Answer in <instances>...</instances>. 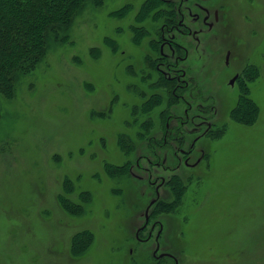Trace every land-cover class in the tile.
Wrapping results in <instances>:
<instances>
[{"label":"rangeland","instance_id":"obj_1","mask_svg":"<svg viewBox=\"0 0 264 264\" xmlns=\"http://www.w3.org/2000/svg\"><path fill=\"white\" fill-rule=\"evenodd\" d=\"M146 1L153 7L140 21ZM123 8L122 17L111 15ZM173 19L189 30L170 33L187 51L179 69L194 77L214 115L199 111L209 123L194 119V129H182L184 146L197 138L206 160L174 170L172 149L160 147V162L172 169L165 173L151 148L162 145L166 117L185 110L182 102L167 104L170 87L154 85L161 29ZM67 35L49 42L10 98L0 97V264H158L157 228L147 244L136 240L158 174L165 182L140 239L160 223L159 253L178 264H264V0L86 2ZM154 94L163 104L141 113ZM250 101L256 120L236 121L232 112L241 115ZM204 125L205 133L222 134L201 137Z\"/></svg>","mask_w":264,"mask_h":264},{"label":"trees","instance_id":"obj_2","mask_svg":"<svg viewBox=\"0 0 264 264\" xmlns=\"http://www.w3.org/2000/svg\"><path fill=\"white\" fill-rule=\"evenodd\" d=\"M86 2L98 5L101 0H0V97L10 98L14 94L18 80L33 72L46 57L49 42L61 43L68 38L67 32L75 16ZM152 7L153 4L146 1L136 18L141 21L148 15ZM125 10V8L120 9L111 15L122 17ZM133 32L134 39L138 40L142 32L137 28L133 29ZM106 41L111 44V40ZM159 78L154 82V85L172 89V82L166 80L161 74ZM177 102L178 100L170 93L167 104L171 106ZM162 104V95L154 94L145 100L138 110L147 114L158 109ZM247 105H249L247 111L240 112L241 115H238V111L235 110L232 112V117L236 114V121L250 125L256 120L258 110L251 101ZM164 113H160L161 119L164 118ZM144 127L147 129L145 125ZM208 134L207 137L217 138L222 134V131L220 129ZM172 138L174 135L168 139ZM175 140L179 145H182L186 139L181 136ZM120 141L122 149L131 148V145L126 143L123 137ZM105 167L109 173L114 168L112 165ZM177 186L174 193L179 198L183 189L179 185Z\"/></svg>","mask_w":264,"mask_h":264},{"label":"flooded vegetation","instance_id":"obj_3","mask_svg":"<svg viewBox=\"0 0 264 264\" xmlns=\"http://www.w3.org/2000/svg\"><path fill=\"white\" fill-rule=\"evenodd\" d=\"M180 9H181V7L179 6V9L176 12L177 16H179V14H180ZM207 19H208V16H206L202 20V23L204 25H207L208 28L211 29L212 25L211 24L208 25ZM214 20H215V22L217 21V14L216 13L214 15ZM183 26L184 25L182 24V21H180L179 19H178V21H175L173 19L169 24L165 25L161 29L160 57H158L159 62L157 64H155V66H154V71L156 73H158L159 75L161 74V76L164 77L166 80L172 82L173 87L171 89V94L174 96V98L177 99L179 103L182 102L185 105V110H184L182 115L172 114V115L167 116L168 122L165 123V132H164L163 136L161 137L162 145H160V146L158 145V146L151 148L152 153L155 155V157L157 159V162H155L156 168L159 167L160 170L165 172V173L166 172L172 173L171 172L172 169H170V166H166L164 164L165 163L164 161L160 162V156L158 155V152L155 151L156 149H160V147H163L166 150L172 149V152L169 153V156H171V159H170L171 162L170 163H171V166H173L172 168L174 170H178L181 165H183L186 169H194L204 159L206 160L207 155H206L205 151L201 148H195V144H196L195 142L197 141V138L194 139L192 143H190V144L187 143L188 147L184 146V144L186 143L185 141L183 142V145H179L177 143V146H175V147L174 146L171 147V146L167 145V142H170V144H171L170 140H172V139H168V138H170L172 134L174 135L173 139L177 138L176 135H178L180 137L183 136V130H182L183 127L189 126L192 129L193 126L188 125V124H190V122L193 123L194 119H202L200 117L199 111L201 113H204V112H206L205 110H207L210 113L208 118L210 116L214 115L212 113V111H209V109H208V107H209L211 110H213V105H210L208 107H204V100L201 99V93L203 94V92L201 90L196 89L195 85L192 84V78H194V77L188 76L186 69H179L182 66V62L186 61L187 51H186V48L182 47L179 43L173 42L174 39L170 33H181V34H183V32L189 33V30L186 28V26H184V28H183ZM165 36H167V37H165ZM164 44L168 45L167 46V50H168L167 54L164 53V47H165ZM158 54H159V52H158ZM228 58H229V53H227V55H226V66L228 65ZM163 60H165V61H163ZM158 64H160L163 67V69L159 70L158 69L159 66L156 67ZM158 79L159 78H157V80ZM233 79H234V83H235L238 79V75H236ZM229 85L233 86L230 83H229ZM202 97H205V99H208V96L202 95ZM170 118H173V120L176 123V125L173 126L172 128L168 125ZM201 121H203V122L200 126H202L203 123H209V121H205L203 119ZM193 125L195 126L194 123H193ZM204 127H205V130H203V134L201 137H205V134H208V133H205V132H207V125H204ZM165 154H167V153H165ZM164 157H165V155H164ZM193 159H194V162L190 163L191 160H193ZM163 160H164V158H163ZM136 166L138 167L139 165L137 164ZM173 176H175V175H173ZM193 176H195V174ZM158 179H159V182L157 183ZM164 182H165L164 177H162L159 174L156 175L153 180L149 181V184L154 187L155 198L149 203L147 209L145 210L144 224L137 231L136 240L140 244H147L152 239V234H153V231L156 227L157 231H156L155 237H154L155 247H154V250L152 253V259L154 261H156L158 264H160L161 262L166 261V260L171 261L173 264H178L177 259L174 256H172L170 253H167V252L159 253V250H160L159 237H160L162 230H163V227L160 223L153 224L150 227V231H148L145 238H142V239L139 238V235L141 233L145 232V230L148 227L149 209L153 205H155L156 203L159 202V199H160L159 193H160V189L164 185Z\"/></svg>","mask_w":264,"mask_h":264},{"label":"water","instance_id":"obj_4","mask_svg":"<svg viewBox=\"0 0 264 264\" xmlns=\"http://www.w3.org/2000/svg\"><path fill=\"white\" fill-rule=\"evenodd\" d=\"M233 83H234V79L230 82V84L233 85Z\"/></svg>","mask_w":264,"mask_h":264}]
</instances>
